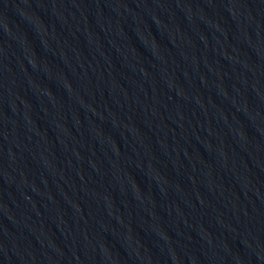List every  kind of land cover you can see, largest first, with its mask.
Returning a JSON list of instances; mask_svg holds the SVG:
<instances>
[{
    "label": "water",
    "instance_id": "water-1",
    "mask_svg": "<svg viewBox=\"0 0 264 264\" xmlns=\"http://www.w3.org/2000/svg\"><path fill=\"white\" fill-rule=\"evenodd\" d=\"M0 264H264V0H0Z\"/></svg>",
    "mask_w": 264,
    "mask_h": 264
}]
</instances>
